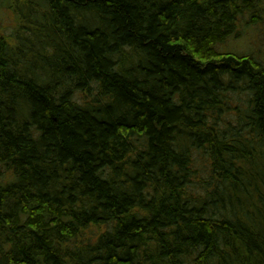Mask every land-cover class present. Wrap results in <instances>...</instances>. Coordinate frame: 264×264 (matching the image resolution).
I'll return each mask as SVG.
<instances>
[{"label":"trees","instance_id":"16d2710c","mask_svg":"<svg viewBox=\"0 0 264 264\" xmlns=\"http://www.w3.org/2000/svg\"><path fill=\"white\" fill-rule=\"evenodd\" d=\"M3 7L0 264H264V0Z\"/></svg>","mask_w":264,"mask_h":264},{"label":"rangeland","instance_id":"374dc122","mask_svg":"<svg viewBox=\"0 0 264 264\" xmlns=\"http://www.w3.org/2000/svg\"><path fill=\"white\" fill-rule=\"evenodd\" d=\"M14 17L13 12L6 11L4 7L1 9L0 26H4L7 33H11L12 29L15 28L13 24ZM240 38L239 42L231 40L228 43L232 49H243L244 51L252 52L264 60V23L250 27H241Z\"/></svg>","mask_w":264,"mask_h":264}]
</instances>
